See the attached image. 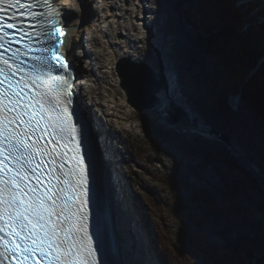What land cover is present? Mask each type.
<instances>
[{"label": "rangeland", "instance_id": "1", "mask_svg": "<svg viewBox=\"0 0 264 264\" xmlns=\"http://www.w3.org/2000/svg\"><path fill=\"white\" fill-rule=\"evenodd\" d=\"M258 3L252 4L243 13L241 32L244 37V31L262 22ZM118 4L121 7L116 10L117 16L109 25V36L100 39L95 47L103 53L97 62L102 67L103 81L93 84V89H98L99 94L92 92L91 96L95 98L101 134L107 145L105 149L109 158L105 173L107 171L110 177L115 162L107 143L110 137L114 148L121 154L119 158L129 181V192L133 193L138 207L141 205V213H138L140 218L136 219V211L131 210L117 181L116 189L109 183L111 197L117 207L133 216L136 227L137 223L145 225L150 240L153 241L154 236L161 240L157 228L161 229L173 253L169 264H211L209 256L192 248L185 231L190 230L198 238L219 248L220 253H225L229 243L238 242L244 236H253L251 223H264V212L257 206L264 199V187L249 169L253 165L264 169V120L237 101V98H229L227 102L231 113L222 107L226 93L222 65L198 41L192 21L201 23L203 16L199 13L195 17H188L192 2L152 0L149 2L151 10L140 12L141 17L149 20V27L137 18L136 2L132 1V5H128L126 0H118ZM162 20L166 24L162 25ZM161 29L168 33L166 42L159 35ZM143 32L149 33L146 42L140 40ZM263 46L262 43L258 47L264 51ZM124 51L156 68L160 67L162 60L175 66L180 96L187 98L186 103L197 115L202 127L209 131L194 132L188 127H171L169 117H163L165 111L136 112L128 104L116 72L121 58L116 56ZM263 59L264 53L252 71H257L260 63H264ZM252 76L250 72L249 77ZM237 94L241 95L240 91ZM95 131L98 133L97 129ZM224 135H228L230 143L225 141ZM233 143L247 155V166L231 151ZM223 149L228 156L235 157L243 171L233 170L228 164L219 161L214 165L199 154L203 150ZM246 174L254 178L256 184L248 187L235 203L223 200L222 189L225 184L232 182L236 176ZM169 177L182 180L188 186L168 184L164 178ZM194 190L209 191L223 208L231 207L241 212L233 211L222 219H217L211 213L206 215L204 203L192 200ZM154 252L158 258L157 251ZM252 256L257 259L255 254Z\"/></svg>", "mask_w": 264, "mask_h": 264}, {"label": "snow or ice", "instance_id": "2", "mask_svg": "<svg viewBox=\"0 0 264 264\" xmlns=\"http://www.w3.org/2000/svg\"><path fill=\"white\" fill-rule=\"evenodd\" d=\"M78 3L96 17L121 7L115 0H0V264H101L88 229L83 121L78 127L72 110L83 85L74 74L80 45L69 41L83 20ZM134 7L138 19L151 10L149 0ZM32 51L36 63L18 76L25 70L17 61Z\"/></svg>", "mask_w": 264, "mask_h": 264}, {"label": "trees", "instance_id": "3", "mask_svg": "<svg viewBox=\"0 0 264 264\" xmlns=\"http://www.w3.org/2000/svg\"><path fill=\"white\" fill-rule=\"evenodd\" d=\"M187 1L193 3L192 9L188 11L189 18L190 16L195 17L199 13L203 16L201 23L197 20L192 21L199 43L216 56L222 65L226 83L222 107L231 113L232 109L227 106V102L231 96H237L240 91L241 95L239 96L243 100L244 106L259 114L264 120V63H260L257 71H252L264 53L263 49L258 47L264 42V22L244 31V37L241 32L244 12L238 7L237 0ZM211 23L217 25L212 26ZM250 72H252V77H249ZM199 154L214 165L216 161H219L228 164L233 170H242L235 157L228 156L225 149L220 151L203 150ZM164 181L177 187L188 186L186 182L174 177L164 178ZM255 184V179L249 177L248 174L236 176L222 189L223 200L235 203L248 187ZM192 200L204 203L203 208L208 213L206 215L214 214L217 219H222L233 211L241 212L239 209L234 210L231 207L223 208L221 203L216 201L215 195L206 190H194ZM257 206L264 212V199ZM250 226L253 236H244L238 242L229 243L225 253H220L219 248L198 238L190 230L185 231V236L195 251L203 252L209 256L211 264H255L254 260L246 255L248 250H253L260 256L262 260L259 264H264V223L253 222ZM157 230L161 239L157 238L161 259L164 264H169L173 253L167 245L161 229L157 228Z\"/></svg>", "mask_w": 264, "mask_h": 264}, {"label": "bare ground", "instance_id": "4", "mask_svg": "<svg viewBox=\"0 0 264 264\" xmlns=\"http://www.w3.org/2000/svg\"><path fill=\"white\" fill-rule=\"evenodd\" d=\"M132 1L136 2V0H132ZM239 1L240 0H238L237 5L242 9V12L246 11V9H248L252 4L256 2H260L261 5H264L263 2L264 0H255L254 2H251L250 0L249 1L244 0L242 1V4H239ZM115 2L118 4V0H115ZM149 2H152V0H149ZM109 3L110 0H105L106 5ZM77 8L81 11L83 15V20L77 22L78 26L69 36V41L71 42V44L80 45L75 48V53L77 56V67L79 69L78 71L79 80L83 81V85L82 86L79 85V87H82V91L79 92V103L84 115L87 117V119L91 124V128H93V131L95 132L94 138L97 143L99 163L101 167L105 170V168H107L106 165L108 164L109 156L107 150L105 149V147L107 146L106 141L103 135L101 134L102 131H101L100 120L97 111L95 110V104H96L94 100L95 98L91 96V93L94 92L99 94L98 89L96 88L93 89L94 88L93 84H101V82L103 81V75L101 74L102 67L97 65V62L99 61L100 56H102L103 53L99 52L95 47L99 43L100 39L102 38L106 39L109 36V25H111L112 20L116 18L118 12L117 11L114 12L109 8L107 12L101 10V15L99 17H96L92 15V9L89 7H85L84 5L78 3ZM258 12L259 11H257V14ZM140 19L144 21V25L146 27L150 26L149 20L143 17H141ZM159 20L161 19L159 18ZM161 24L164 25L166 24V22L162 20ZM159 35L161 36L163 42H166L167 40L166 36L168 35V33L163 29H161ZM148 39H149V33L145 34V32H143L142 36L140 37V40L146 42ZM122 55L131 56L124 51L116 57L117 58L120 56L122 57ZM133 58L137 59L135 57ZM162 64L164 66L165 74L169 83L168 88L167 89L163 88L159 92L158 101L154 108L150 110H144L143 112L155 111V110L165 111L164 116L163 115L162 116L164 118H168L169 117L168 112L172 110L171 103L174 102L176 105L181 106L187 112V114L190 117V122L188 123L181 122L177 124L170 123L171 127H176V128L181 126L185 128L188 127L192 129L194 132L198 130L209 131L206 130L204 127H202V125L198 120L197 115L193 112L191 107L186 103L187 98L180 96L181 89L177 81L178 72L175 71L176 70L175 66L163 60H162ZM158 69L159 68L157 67L156 70ZM223 77L225 80L224 74ZM230 98L236 99V96H231ZM96 129L98 133H96L95 131ZM225 141L227 143H230L229 139ZM111 142L112 141L109 137L107 143L109 145V151L111 152L115 162L113 164L114 166L112 168L113 172L110 173L111 174L110 177H108V172L106 171L104 175V182L106 187L105 204L108 206L106 210H108L109 213L111 214L110 217L111 225L115 231V235H114L115 242H117L115 261L117 264H156V262L158 264H164L163 260L159 257L161 256V254L159 252L157 237L154 236L153 237L154 240L153 241L150 240L151 236H148L149 230L145 228V225L142 226L141 223L140 225L137 223V227H138L137 229L135 223L136 220L133 219V216H131V214L129 215L126 214L123 210L119 208V206L117 207L116 202L111 197L109 183L111 182V184L116 189L115 182L117 181L119 182L118 184L121 188L122 193L124 194L126 202H128V205H130L131 210L136 211V213L134 214L136 216V219L137 217L140 218L138 213L140 212L139 208H141V205H139L138 207V205L135 202V198L133 197V193L129 192V188H130L129 181L125 177V172L121 164L122 161L119 158L121 154L114 148V145ZM98 144L101 148H99ZM230 148L233 154H235V156H237L239 160L244 165L247 166L245 162H247V160L249 159L245 154V152L239 147H237L236 144L234 143L231 145ZM101 150H103V152H101ZM249 169L256 175V177L259 179L260 184L264 187V169L258 168V166L255 165L251 166ZM139 226L141 229L139 228ZM151 245H154V248H151ZM155 250L158 253V258L156 257L157 254L154 252ZM145 252L148 254L147 256ZM256 256L257 258H260L259 261L260 263L262 258L257 254Z\"/></svg>", "mask_w": 264, "mask_h": 264}, {"label": "water", "instance_id": "5", "mask_svg": "<svg viewBox=\"0 0 264 264\" xmlns=\"http://www.w3.org/2000/svg\"><path fill=\"white\" fill-rule=\"evenodd\" d=\"M116 72L120 79V87L125 92L128 104L132 106L138 113L143 112L144 110H150L154 108L158 101L159 92L163 88L167 89L169 85L162 61L160 62L159 69L156 70L155 67H153L150 63L145 60L134 59L131 56H123L117 63ZM236 98L237 101H241L244 105V102L242 99H240L239 95H237ZM171 107L172 110L168 112L171 124L190 122L189 115L181 106L176 105L174 102H172ZM79 112L85 118L84 120L86 121L87 125L91 127V124L87 117L84 115L83 111L79 110ZM90 129L94 136L95 132L93 131V128ZM223 138L225 140L229 139L228 135H224ZM94 160L96 161L98 166L100 184L101 188L103 189L104 195V201L101 203V206L102 208L106 206L104 215L109 218L108 223H110L111 214L108 210H106L108 206L106 204L104 205L106 198V187L104 182L105 170L101 167L98 156L96 158V155H94ZM114 235V229L109 228L108 244L111 245L110 248L111 250H113L115 256L117 242H115ZM252 254L256 255L253 250L246 251V255L252 258L255 264H259L260 258H257L255 260Z\"/></svg>", "mask_w": 264, "mask_h": 264}, {"label": "clouds", "instance_id": "6", "mask_svg": "<svg viewBox=\"0 0 264 264\" xmlns=\"http://www.w3.org/2000/svg\"><path fill=\"white\" fill-rule=\"evenodd\" d=\"M73 2H74V0H73ZM75 6H77V5H75Z\"/></svg>", "mask_w": 264, "mask_h": 264}]
</instances>
